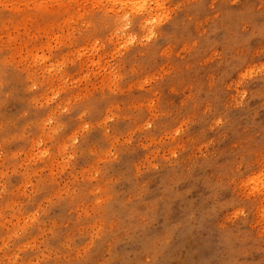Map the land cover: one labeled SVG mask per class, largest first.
Returning a JSON list of instances; mask_svg holds the SVG:
<instances>
[{
	"label": "clouds",
	"instance_id": "9594fccd",
	"mask_svg": "<svg viewBox=\"0 0 264 264\" xmlns=\"http://www.w3.org/2000/svg\"><path fill=\"white\" fill-rule=\"evenodd\" d=\"M0 264H264V0H0Z\"/></svg>",
	"mask_w": 264,
	"mask_h": 264
}]
</instances>
